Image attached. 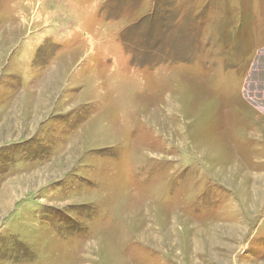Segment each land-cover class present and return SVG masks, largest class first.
<instances>
[{
  "label": "rangeland",
  "instance_id": "1",
  "mask_svg": "<svg viewBox=\"0 0 264 264\" xmlns=\"http://www.w3.org/2000/svg\"><path fill=\"white\" fill-rule=\"evenodd\" d=\"M0 264H264V0H0Z\"/></svg>",
  "mask_w": 264,
  "mask_h": 264
},
{
  "label": "trees",
  "instance_id": "2",
  "mask_svg": "<svg viewBox=\"0 0 264 264\" xmlns=\"http://www.w3.org/2000/svg\"><path fill=\"white\" fill-rule=\"evenodd\" d=\"M124 42L129 44V42L127 41L126 37H124ZM132 48H133V47H132ZM133 49H134V48H133Z\"/></svg>",
  "mask_w": 264,
  "mask_h": 264
},
{
  "label": "bare ground",
  "instance_id": "3",
  "mask_svg": "<svg viewBox=\"0 0 264 264\" xmlns=\"http://www.w3.org/2000/svg\"><path fill=\"white\" fill-rule=\"evenodd\" d=\"M43 97V96H42Z\"/></svg>",
  "mask_w": 264,
  "mask_h": 264
}]
</instances>
